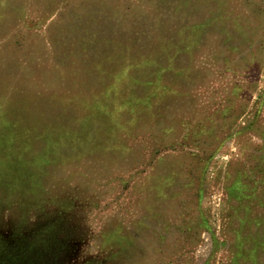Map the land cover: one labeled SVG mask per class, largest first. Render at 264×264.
Here are the masks:
<instances>
[{"label": "rangeland", "instance_id": "1", "mask_svg": "<svg viewBox=\"0 0 264 264\" xmlns=\"http://www.w3.org/2000/svg\"><path fill=\"white\" fill-rule=\"evenodd\" d=\"M75 99L124 140L28 155L12 121ZM36 197L75 234L29 264H264V0H0L1 237Z\"/></svg>", "mask_w": 264, "mask_h": 264}, {"label": "trees", "instance_id": "2", "mask_svg": "<svg viewBox=\"0 0 264 264\" xmlns=\"http://www.w3.org/2000/svg\"><path fill=\"white\" fill-rule=\"evenodd\" d=\"M130 102L132 106L133 101ZM57 105L63 106L70 112L29 114L20 117V124H14L12 121V124L17 127L12 134L20 141H24L28 155L42 148L51 149V154H57V151L67 147L66 149L84 150V154L90 153L91 156H97L107 151L112 153L109 148L113 143L116 145L117 140H124L125 124L122 123L121 113L111 112L112 110L108 111L104 108L112 109L114 107L112 100L101 99L94 104L91 101L78 99L61 100ZM132 116L136 118V115L132 114ZM133 127L134 125L131 128ZM116 150L117 148H114V151ZM27 189H30L29 185ZM27 191L26 194L30 197V191ZM38 193L41 195L40 186H38ZM35 199L37 200L33 203L34 205L38 203V212H44V208L40 205L42 200L39 197ZM74 204L75 201H65L59 209L56 208L51 213L38 214L35 218V227L27 232L26 230L25 232L16 231L11 238L8 237L12 245L11 254L16 256H8V258L5 256L6 264H29L35 256H51L54 253L66 251L75 234L72 219L69 216V206H74ZM21 240L23 243L20 245ZM31 244L34 248L29 247ZM19 253H24L25 256H17Z\"/></svg>", "mask_w": 264, "mask_h": 264}, {"label": "flooded vegetation", "instance_id": "3", "mask_svg": "<svg viewBox=\"0 0 264 264\" xmlns=\"http://www.w3.org/2000/svg\"><path fill=\"white\" fill-rule=\"evenodd\" d=\"M21 243H23V241L20 242V245H21ZM11 250H12V245H11V242L9 241L8 235H6L4 237L0 236V256H2V258L0 257V259H3V261L0 260V264H6L5 259L8 258V256H16V255L11 254ZM5 256H6V258H5ZM17 256H25V254L19 253Z\"/></svg>", "mask_w": 264, "mask_h": 264}]
</instances>
